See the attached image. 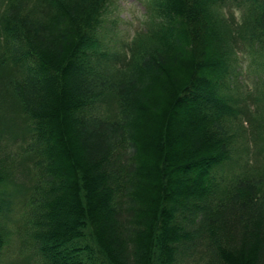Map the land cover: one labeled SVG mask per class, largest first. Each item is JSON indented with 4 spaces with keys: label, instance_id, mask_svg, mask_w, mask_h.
I'll return each mask as SVG.
<instances>
[{
    "label": "trees",
    "instance_id": "16d2710c",
    "mask_svg": "<svg viewBox=\"0 0 264 264\" xmlns=\"http://www.w3.org/2000/svg\"><path fill=\"white\" fill-rule=\"evenodd\" d=\"M114 1L0 0V264H264V0Z\"/></svg>",
    "mask_w": 264,
    "mask_h": 264
},
{
    "label": "rangeland",
    "instance_id": "374dc122",
    "mask_svg": "<svg viewBox=\"0 0 264 264\" xmlns=\"http://www.w3.org/2000/svg\"><path fill=\"white\" fill-rule=\"evenodd\" d=\"M26 3H30V0H18L17 6L25 7ZM106 14H108L109 20L117 21L118 39H124V41L127 42L129 41L131 35L134 33L135 29L141 25L140 23H141V20L143 21L144 9L139 3L136 2V0H115L114 3L113 2L109 3ZM27 36L29 37L28 32H27ZM49 36L52 37L53 33L51 32ZM113 38L114 40H116L115 37ZM33 39H36L39 42L40 40H43L44 38L41 37V35H39L36 38L33 37ZM13 40H15V38H13ZM11 42L12 40L9 39V45L11 44ZM241 66H242L241 78L248 83L254 82L253 81L254 79L257 80V77L262 75V72H261L262 69L258 65V57H257V54L255 53L253 55H250V57L247 54H243V60H242ZM119 85L125 86L124 83H120V82H119ZM251 85H253V83H251ZM52 137L54 140H56V145L53 147V150H52L54 154L52 155H54V158L56 161H62L64 160V158L62 156V148L57 145V143L59 144V141H58V134L56 130H55V133L52 135ZM49 151H50V148H49ZM151 163H152V159L150 160V166L152 167ZM63 166L65 168H68V164L66 163L63 164ZM64 211H66L65 208H64ZM67 211L70 213L69 210ZM57 220H59V217L57 218ZM242 225L243 223L237 222L236 229H235L237 233L240 231ZM193 228L196 229V225H194ZM226 234H227V239H228V227L226 229ZM143 240H144V237H143ZM189 248L193 250L194 248L193 241L191 242V247ZM174 249H175V255L172 256V258L173 260H175L174 262L175 264H194L192 260L193 258L191 259V257H188L185 260H182L180 255H178L177 257V254L184 253V251L181 252L182 251L181 246H176V248ZM215 256L218 257L217 258L218 260L220 257H222V255L220 256V254L217 252ZM132 260H134V258Z\"/></svg>",
    "mask_w": 264,
    "mask_h": 264
}]
</instances>
